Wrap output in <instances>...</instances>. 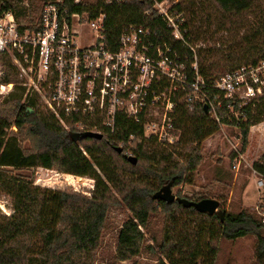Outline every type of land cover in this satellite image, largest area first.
<instances>
[{
  "label": "trees",
  "instance_id": "1",
  "mask_svg": "<svg viewBox=\"0 0 264 264\" xmlns=\"http://www.w3.org/2000/svg\"><path fill=\"white\" fill-rule=\"evenodd\" d=\"M46 1L42 0V7ZM22 2L4 0L0 2V12L11 11L16 19L25 18L33 23L42 8L40 12L37 8L27 10L21 7ZM260 4V0H178L176 7L185 13L190 44V47H183L171 38L170 31L148 0H80L77 3L64 0L70 12H87L89 18L104 13L107 38L116 39L123 25L128 23L146 24L178 55L187 57L184 64L190 76L193 45L209 35L207 28L202 30L201 25L195 27L191 22L201 23L208 7L217 16L219 31L236 32L247 27L242 18L262 8ZM145 10L151 11L147 17L143 15ZM205 17L210 18L208 14ZM29 28L35 30L37 26L30 24ZM249 29L254 41L237 53L231 51L226 57L229 70L223 74L243 65H257L264 59V15H260ZM215 50L221 52L222 47ZM194 51L198 72L206 83L211 84L223 75L212 73L211 67L205 65L201 47ZM207 54L213 55V51ZM0 62L4 69L0 85L23 88L19 71L9 56L0 54ZM219 103L216 110L219 121H216L204 111V105L194 104L189 109L179 96L173 123L177 128L182 127L181 135L176 143L163 145L144 137L127 142L130 134L141 135L143 127L122 115L117 119L115 133L95 139L79 131L73 118L65 129L38 97L24 100L22 95L15 93L0 95V167H41L94 181L86 195L66 188L39 187L0 170V195L10 198V213H0V264H94L103 225L110 211L120 208L127 209L129 215L116 235L115 259L118 261L131 260L140 251L155 257L158 250L160 256L155 259L156 264H198L205 230L207 237L203 247L209 263L216 255L221 238L235 240L251 234L256 239V261L264 264V224L253 210L242 208L233 213L221 208L220 213L210 216L192 207H183L177 201L167 203L153 196L164 185L172 189L183 183H193L192 177L203 160L201 142L220 125L239 128L243 151L248 144L249 128L264 121V96L245 101L239 95L225 99L221 94ZM185 124L186 140L183 142ZM7 130L13 139L14 155L1 153ZM24 141L29 142L26 150L21 149ZM121 141L124 147L118 153L116 148H120ZM80 146L88 155L82 153ZM127 146L133 150V155H125ZM129 156L136 158L135 164L128 160ZM252 168L264 177V152L253 162ZM210 196L209 192L198 193L190 200L199 201ZM153 216L167 220L161 235L150 228ZM145 232L152 244L146 243Z\"/></svg>",
  "mask_w": 264,
  "mask_h": 264
},
{
  "label": "built area",
  "instance_id": "2",
  "mask_svg": "<svg viewBox=\"0 0 264 264\" xmlns=\"http://www.w3.org/2000/svg\"><path fill=\"white\" fill-rule=\"evenodd\" d=\"M148 1L171 38L190 47L185 13L177 9V0ZM150 12L145 10L144 17ZM29 25L19 22L11 11L0 12V54L9 56L19 71L22 86L38 94L65 129L73 118L79 131L109 136L115 133L117 119L122 115L143 127L141 135L130 134L127 142L144 137L172 145L181 135L173 123L179 96L189 109L207 102L208 113L216 121L221 94L225 99L243 94L239 98L245 101L264 96V59L257 65L240 66L208 84L198 72L193 48L190 76L184 64L187 57L178 55L143 23L123 26L114 49L106 37L104 13L89 18L87 12H70L64 0H47L33 24L37 28L31 30ZM86 29L89 42L79 44L77 38ZM3 73L0 63V76ZM11 88L12 84L0 85V95ZM119 147H124V141ZM80 150L88 155L83 147ZM125 155L133 154L127 148ZM239 155L232 164L234 170L243 160ZM251 169L256 189L264 194V177ZM257 214L264 224V208Z\"/></svg>",
  "mask_w": 264,
  "mask_h": 264
},
{
  "label": "rangeland",
  "instance_id": "3",
  "mask_svg": "<svg viewBox=\"0 0 264 264\" xmlns=\"http://www.w3.org/2000/svg\"><path fill=\"white\" fill-rule=\"evenodd\" d=\"M4 0H0L3 2ZM178 1V0H177ZM262 8L253 13L246 14L242 21L247 23V27L239 29L236 32L219 31L218 19L213 14V9L206 8L204 15H202L200 21L194 20L193 26L197 27L201 25V29H208L209 35L206 37L202 35L204 39H199L196 45H193L196 50L197 47H201L203 50L202 56L205 59V65L211 67V72L216 75L223 74L229 70V63L226 60L228 55H231V51L239 52V50L245 49L248 44L254 41L252 32L249 29L251 24L258 20L259 16L264 15V0H260ZM42 0H23L21 7H25L27 10L36 9L40 12L42 7ZM206 14L210 18H206ZM39 17V16H38ZM29 22L25 18L17 19L22 23L35 24ZM225 26V25H224ZM225 27H228L226 24ZM88 30L82 31L77 40L79 44H86L89 42L87 37ZM200 37V38H201ZM248 41V42H246ZM222 47L221 52L215 50L218 47ZM209 50L213 51V55L207 54ZM243 52V51H242ZM2 64V62H0ZM4 70V69H3ZM25 87L21 88L13 86L11 90H7L6 96L9 93H15L22 95V99L38 97L40 102V96L34 95L32 92H27ZM240 94L239 97H242ZM256 95L254 98H258ZM198 105H205V103H198ZM207 111L208 107H207ZM212 119V115L209 114ZM237 117V116H235ZM183 142L186 140V124L183 127ZM11 130L16 131L15 127H11ZM182 130V127L180 128ZM7 134L4 137L5 144L1 148L3 155H14L11 150L13 145V139ZM247 147L242 151L241 149V133L237 126L232 125H220V128L207 136L201 142V150L203 151V160L200 163L197 171L192 177V184L183 183L181 185L172 188V193L178 197L195 198L196 194H205L209 192L210 198L216 199L219 202L218 213L221 208L230 212L236 213L242 208L253 210L258 217L257 211L264 208V194L262 191L257 190L255 187V177L252 173V164L258 157L264 152V121L251 126L249 128ZM17 144V142H15ZM4 147H6L4 150ZM29 148V142L24 141L21 144V149L26 150ZM130 149V146H127ZM126 148V150H127ZM131 150V149H130ZM132 154H133V150ZM241 156L243 160L239 165L238 170L232 168L234 160ZM0 170L5 172L10 177H21L26 181H32L33 185L39 187H45L48 189L66 188L71 189L78 193L89 195V190L93 188L94 181L87 177H78L71 174H64L54 169H46L41 167H24L15 168L12 166H1ZM10 198L8 196L0 195V213L8 215L10 213ZM8 213V214H7ZM129 212L125 208L113 209L110 211L107 220L105 221L98 247L94 254V264H156V260L160 254L157 250L155 257L148 255L145 251H140V254L131 260L118 261L115 259L116 253V240L117 231L126 220ZM167 223L166 219L161 216H153L150 219V228L158 235H161L162 227ZM142 231H144L142 229ZM146 233V232H145ZM146 243L152 244L148 239L147 233ZM202 247L200 248L201 256L197 258L198 264H258L255 258L256 239L253 235L248 234L244 237L237 238L235 240H226L221 238L217 243V252L212 261L209 263L207 251L203 247L206 240L205 230L202 233Z\"/></svg>",
  "mask_w": 264,
  "mask_h": 264
},
{
  "label": "water",
  "instance_id": "4",
  "mask_svg": "<svg viewBox=\"0 0 264 264\" xmlns=\"http://www.w3.org/2000/svg\"><path fill=\"white\" fill-rule=\"evenodd\" d=\"M203 108H204V111L207 112L206 105H204ZM28 110H29V112H32L31 108H29ZM85 133H86V136H88V137L95 138V139H102L101 134L94 133V132H85ZM116 151L118 153H121L122 149L116 148ZM128 160L131 161L132 164L136 163V158H134V157L129 156ZM153 196L155 199H160V200L165 201L167 203L177 201L183 207H186V208L192 207L199 213H206L210 216L213 214H218L217 210H218L219 202L216 199L205 198V199H201L199 201H192L188 198L176 197L172 193L171 187H169L168 185L162 186L160 189H158L154 193Z\"/></svg>",
  "mask_w": 264,
  "mask_h": 264
},
{
  "label": "bare ground",
  "instance_id": "5",
  "mask_svg": "<svg viewBox=\"0 0 264 264\" xmlns=\"http://www.w3.org/2000/svg\"><path fill=\"white\" fill-rule=\"evenodd\" d=\"M128 24H130V23H128ZM127 25V24H126ZM123 26H125V25H123ZM121 31V30H120ZM186 35H188V33L186 34ZM161 37V36H160ZM108 39V41H109V44L111 45V48L112 49H114L115 48V46H116V44H115V41H116V39H117V37H116V39H112V38H107ZM180 43V42H179ZM205 103V105H206V109H207V107H208V110H209V105H208V103L207 102H204ZM204 107V106H203ZM208 112V111H207ZM206 112V113H207ZM133 122V121H132ZM135 123V122H134ZM214 215V214H213Z\"/></svg>",
  "mask_w": 264,
  "mask_h": 264
}]
</instances>
